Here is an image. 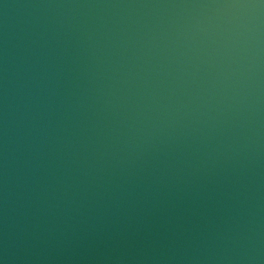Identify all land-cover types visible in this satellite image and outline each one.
Wrapping results in <instances>:
<instances>
[{"label":"clouds","instance_id":"9594fccd","mask_svg":"<svg viewBox=\"0 0 264 264\" xmlns=\"http://www.w3.org/2000/svg\"><path fill=\"white\" fill-rule=\"evenodd\" d=\"M147 9L44 25L0 46V264L32 240L167 212L114 264H264L252 176L264 150V0H127ZM19 223L9 225V212ZM181 213L198 217L180 221Z\"/></svg>","mask_w":264,"mask_h":264}]
</instances>
